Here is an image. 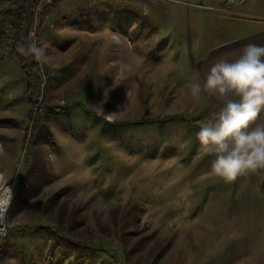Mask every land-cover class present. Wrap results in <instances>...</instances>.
I'll list each match as a JSON object with an SVG mask.
<instances>
[{"label":"rangeland","instance_id":"374dc122","mask_svg":"<svg viewBox=\"0 0 264 264\" xmlns=\"http://www.w3.org/2000/svg\"><path fill=\"white\" fill-rule=\"evenodd\" d=\"M224 7L264 2L57 0L42 12V111L35 66L26 88L18 53L0 61V111L14 112L0 119L17 124L0 127V173L14 184L0 264H264V178L207 175L214 157L196 133L212 106L186 88L197 36L233 14ZM44 227L97 258L62 257Z\"/></svg>","mask_w":264,"mask_h":264},{"label":"clouds","instance_id":"9594fccd","mask_svg":"<svg viewBox=\"0 0 264 264\" xmlns=\"http://www.w3.org/2000/svg\"><path fill=\"white\" fill-rule=\"evenodd\" d=\"M17 50L42 65L51 59L35 38ZM186 88L195 100L213 98L218 105L196 133L199 151L214 157L207 175L231 184L264 170V45L247 44L235 55L215 58ZM3 151L0 147V155ZM9 180L0 173V211L5 214L13 195Z\"/></svg>","mask_w":264,"mask_h":264},{"label":"crops","instance_id":"0c3cea01","mask_svg":"<svg viewBox=\"0 0 264 264\" xmlns=\"http://www.w3.org/2000/svg\"><path fill=\"white\" fill-rule=\"evenodd\" d=\"M213 16L212 26H214L216 30L214 32H209L208 36H197L196 45L193 47V52L195 53L192 57L194 76L206 71L207 67L217 57L226 54L235 55L247 44L264 45V11L252 9L238 14L220 12V14H213ZM198 20L199 22L201 21V19ZM10 55L11 52L7 53L0 61L5 60ZM10 60L15 64L19 61L21 74L27 75L26 88H28L33 78V66L25 67V65L21 63L19 56L18 61L13 58H10ZM7 72L10 73V69ZM11 74L15 75V72L11 70ZM25 97L28 105V118L30 106L26 95ZM204 100L206 103L211 104V114L218 109V105L213 98H205ZM0 114L12 116L14 112L1 110ZM257 174V182H260L261 178H264L261 177L264 175V172L262 173L263 175L259 172ZM261 181H263V179Z\"/></svg>","mask_w":264,"mask_h":264},{"label":"built area","instance_id":"2783aa9c","mask_svg":"<svg viewBox=\"0 0 264 264\" xmlns=\"http://www.w3.org/2000/svg\"><path fill=\"white\" fill-rule=\"evenodd\" d=\"M17 0H0V16H2L6 11L15 6ZM147 2L149 4H154L160 0H140ZM170 1H180V0H170ZM57 0H34L30 7V13L27 19L25 33L26 39L25 44L30 38H35L39 42V27H40V16L42 12L50 6L55 5ZM223 11L230 12L233 14H238L239 12L229 10L228 7H224ZM16 31V25L11 22L7 17H3L0 20V53L14 47L15 39L13 37ZM30 62L35 66V73L37 76V82L33 87L34 94L31 96L33 103V113L37 114L38 111H42L45 107V89L47 86V73L45 69V64H40L30 57ZM9 208V207H8ZM8 211V209H7ZM7 213V212H6ZM6 215V214H5ZM5 216L3 220H0V236L6 234Z\"/></svg>","mask_w":264,"mask_h":264},{"label":"trees","instance_id":"16d2710c","mask_svg":"<svg viewBox=\"0 0 264 264\" xmlns=\"http://www.w3.org/2000/svg\"><path fill=\"white\" fill-rule=\"evenodd\" d=\"M33 1L34 0H17L13 8L9 9L2 16H0V20L3 17H7L16 25V31L14 33V47L5 51L4 53H0V60L3 59V57L7 53L16 51L19 55L21 63L24 64L25 67L33 66V64L30 62V57L21 55L17 50L19 45L25 44L20 37V33L26 26L27 17L29 16L30 7L33 4ZM15 125H17L16 121L12 118L0 119V127H11ZM41 231L52 243L58 245V247L61 249L62 257L67 258L68 256L66 254H69L74 263H77L86 258H97V252L94 249L86 245H82L71 238H65L62 234L54 231L50 227L41 228Z\"/></svg>","mask_w":264,"mask_h":264},{"label":"bare ground","instance_id":"6f19581e","mask_svg":"<svg viewBox=\"0 0 264 264\" xmlns=\"http://www.w3.org/2000/svg\"><path fill=\"white\" fill-rule=\"evenodd\" d=\"M9 187L12 189L13 191V188H14V184H10ZM5 216V213L3 211H0V220H3V217Z\"/></svg>","mask_w":264,"mask_h":264}]
</instances>
